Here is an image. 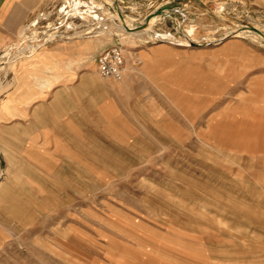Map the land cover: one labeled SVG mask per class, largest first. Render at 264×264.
<instances>
[{
    "label": "rangeland",
    "instance_id": "obj_1",
    "mask_svg": "<svg viewBox=\"0 0 264 264\" xmlns=\"http://www.w3.org/2000/svg\"><path fill=\"white\" fill-rule=\"evenodd\" d=\"M113 1L124 17L138 18L129 27L140 26L148 14L168 2ZM170 1L181 4V0ZM106 2L111 4L110 0H76L67 17L71 1L50 0L36 11L26 34L0 53V78L8 77L14 59L33 49L24 47L27 37H33L29 41L36 46L73 37L97 38L102 47L99 54L119 46L125 56L131 45L145 40L230 43L240 45L232 49L249 45L250 51L244 53L245 63L234 58L238 53H231L229 96L223 93L206 102L207 112L217 105L222 112L213 125V140L120 143L116 161L111 163L106 155L109 163L102 165V171L72 172L68 213L39 212L38 226L0 243V264H264V130L253 132L258 128L256 114L262 113L264 122V43L233 36L234 30L246 26L264 30V8L241 0L204 9L178 5L184 14L169 10L154 18L156 33L152 34L171 33L174 41H167L123 31L120 19L111 16L108 7H98ZM191 28L198 31L195 39L189 34ZM54 30L56 36L47 40ZM7 62L9 68L4 67ZM244 70L250 75L246 82L239 77L246 76ZM251 76H259L258 83H252ZM6 88L0 81V93ZM244 88L248 94L241 97L244 93L238 91ZM199 103L202 108L204 101ZM167 104L174 107L175 101L168 99ZM240 133L252 137L245 141L231 137ZM256 134L262 136V143L255 140ZM95 174L104 178L98 184L90 178ZM97 190L102 196L95 195ZM55 201L62 203V198L56 196ZM48 222H54V227ZM22 223L29 226L35 220Z\"/></svg>",
    "mask_w": 264,
    "mask_h": 264
},
{
    "label": "crops",
    "instance_id": "obj_2",
    "mask_svg": "<svg viewBox=\"0 0 264 264\" xmlns=\"http://www.w3.org/2000/svg\"><path fill=\"white\" fill-rule=\"evenodd\" d=\"M49 1L0 0V53L26 34L29 21ZM227 1L181 0L180 5L204 9ZM241 1L264 8V0ZM57 31L49 32L47 40ZM28 42L27 50L33 45ZM235 46L240 45L145 40L129 47L125 75L119 81L99 74L96 58L102 47L97 38L45 42L14 59L8 77L0 78L7 85L0 93V243L38 226L39 212L68 213L72 172L102 171L109 163L106 155L111 163L116 161L120 143L213 140V125L222 112L218 105L207 112L206 102L223 93L229 96L231 53H238L234 58L245 63L244 53L250 51L249 45L232 49ZM215 63L222 65L215 68ZM241 73L246 76L240 75V80L246 82L250 75ZM258 77L251 76V82L258 83ZM242 93L245 97L248 90L239 89ZM168 99L175 101L174 107L168 106ZM184 100H190V106ZM199 100L204 101L202 108ZM261 117L262 113L255 115V133L264 130ZM231 137L245 141L252 136ZM254 138L262 143L261 135ZM91 176L94 184L104 179ZM99 190L95 195L102 196ZM56 196L62 203L56 205ZM32 219L34 224L23 225Z\"/></svg>",
    "mask_w": 264,
    "mask_h": 264
},
{
    "label": "bare ground",
    "instance_id": "obj_3",
    "mask_svg": "<svg viewBox=\"0 0 264 264\" xmlns=\"http://www.w3.org/2000/svg\"><path fill=\"white\" fill-rule=\"evenodd\" d=\"M71 1V9L68 11V13H66L67 14V17H69L70 16V12L72 13V9H73V5L75 4V2H76V0H70ZM74 1V2H73ZM111 1V4H109V3H103L102 5H101V7H108V9L110 10V11H112L111 12V16H114V17H117L118 19H120V21H121V24L119 25V27L123 30V31H125V30H128V31H135V32H138L139 33V35H142V34H144V33H147V34H149L150 35V37H155L156 35H157V37H161V38H163L164 40H168V41H174L173 39H172V34L171 33H169V34H167V33H157V34H152V32L154 31L155 33H156V31H155V25H156V21L154 20V18L155 17H157L158 18V16H160V15H166L167 13H171L170 11H169V9L166 7L168 4H166V5H164V4H162L161 6H158L156 9H159L160 7H165V9L163 10V11H165L163 14H159V13H157L156 11L155 12H152V13H150V14H148V16H147V18H146V20H145V22L143 23V25L140 27V28H137V29H135V27H129L131 24H132V21L133 20H135L136 19V17L134 16V15H127V16H125V20H124V15H122L121 14V12H120V10H119V8L117 7V6H115V2L113 1V0H110ZM135 7V6H134ZM133 8V7H132ZM157 20H159V19H157ZM256 29H254V27H248V26H246V28L245 29H240V30H234L233 32L235 33V34H233V36H236V37H250V38H252V39H256V40H258V41H260V42H263L264 43V30H262V28H260V27H255ZM232 32V33H233ZM201 33V32H200ZM183 34L184 33H182V36H183ZM189 34L190 35H192V37H193V39H195L196 37H197V34H198V31H194L193 30V28H191V30L189 31ZM202 34V33H201ZM174 37V36H173ZM33 39V37H31V38H26V39H23L24 41H26V43H27V41H29V40H32ZM32 42V41H31ZM193 41H190V43H192ZM25 43V44H26ZM34 43V42H33ZM186 44H189V42L188 41H186L185 42ZM197 43H199V42H197ZM201 44H208V42L207 43H201ZM192 45V44H191ZM200 45V44H199ZM15 47H17L16 45H14ZM29 46H31V45H29ZM34 46V44L31 46V47H33ZM36 46V45H35ZM25 47V46H24ZM23 47V48H24ZM23 52V51H22Z\"/></svg>",
    "mask_w": 264,
    "mask_h": 264
},
{
    "label": "built area",
    "instance_id": "obj_4",
    "mask_svg": "<svg viewBox=\"0 0 264 264\" xmlns=\"http://www.w3.org/2000/svg\"><path fill=\"white\" fill-rule=\"evenodd\" d=\"M126 62L124 51L119 46L106 48L97 56L98 71L104 78L122 80Z\"/></svg>",
    "mask_w": 264,
    "mask_h": 264
},
{
    "label": "water",
    "instance_id": "obj_5",
    "mask_svg": "<svg viewBox=\"0 0 264 264\" xmlns=\"http://www.w3.org/2000/svg\"><path fill=\"white\" fill-rule=\"evenodd\" d=\"M178 5H180V4H178V3H168V5L166 7L170 11H172V10H178V11L183 12L182 9H178V8H180V7H178ZM98 7L100 8L101 5L98 4ZM164 9H165V7H160L159 9H156V12L159 13V14H163L165 12V11H163ZM124 20H125V18H124ZM142 25H143V23L140 26H135V29L140 28ZM254 29H256V28L254 27Z\"/></svg>",
    "mask_w": 264,
    "mask_h": 264
}]
</instances>
